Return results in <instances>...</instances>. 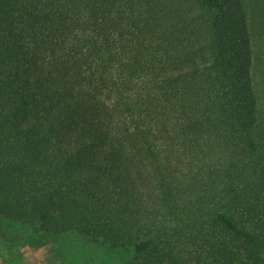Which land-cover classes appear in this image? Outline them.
Segmentation results:
<instances>
[{
    "label": "trees",
    "instance_id": "trees-1",
    "mask_svg": "<svg viewBox=\"0 0 264 264\" xmlns=\"http://www.w3.org/2000/svg\"><path fill=\"white\" fill-rule=\"evenodd\" d=\"M0 218L264 264V0H0Z\"/></svg>",
    "mask_w": 264,
    "mask_h": 264
},
{
    "label": "rangeland",
    "instance_id": "rangeland-1",
    "mask_svg": "<svg viewBox=\"0 0 264 264\" xmlns=\"http://www.w3.org/2000/svg\"><path fill=\"white\" fill-rule=\"evenodd\" d=\"M129 253L0 218V264H125Z\"/></svg>",
    "mask_w": 264,
    "mask_h": 264
}]
</instances>
